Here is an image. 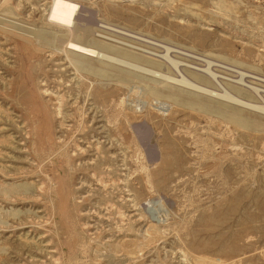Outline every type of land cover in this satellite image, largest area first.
<instances>
[{
    "label": "rangeland",
    "instance_id": "1",
    "mask_svg": "<svg viewBox=\"0 0 264 264\" xmlns=\"http://www.w3.org/2000/svg\"><path fill=\"white\" fill-rule=\"evenodd\" d=\"M51 1L0 0V264H264V0H76L103 77Z\"/></svg>",
    "mask_w": 264,
    "mask_h": 264
},
{
    "label": "bare ground",
    "instance_id": "2",
    "mask_svg": "<svg viewBox=\"0 0 264 264\" xmlns=\"http://www.w3.org/2000/svg\"><path fill=\"white\" fill-rule=\"evenodd\" d=\"M227 8H228V6H227ZM229 9H230V7H229ZM86 12L89 13V14L86 15L85 14ZM47 15H48V21H50L52 23H56L57 25L63 26L64 27V29H63L64 31L62 29H60V30L63 31V33H61V35H60V33L58 34L57 32H59V31H57L56 33L58 35H56V33L53 34L54 36H53V39L50 38L51 40L47 39L46 36L43 35V37H41L43 43L50 44V43L54 42L53 40L55 39L56 42L61 47V48H59L60 49L59 51H62L64 53L65 58L68 59L69 63L77 71H81V72L90 74L91 76H94V77L107 76L109 74L108 68L103 67V65H101L99 62H95L94 59H92V58H95V60H98V58L100 59V57H104V56L107 57V55H105V53H104L105 51H110V52L118 53V54H121L124 57H132V58H134L136 60H140L139 57H137L136 55L130 54L126 49H123V48H120V47L116 48V47H113V45L110 44V43L103 42V41H100V40H96L94 38V35H93L92 30L89 28L90 26L88 27L86 24H82V23L80 24L78 22L80 19H83L85 21H87L88 19L90 20V18H88V17L89 16L90 17H94V15H95L94 14V11L87 9L84 5L79 4L76 0H52L51 1V4H50V9H49V12H48ZM110 16H111V14H110ZM56 24H55V26H56ZM90 41H92L93 43H95L96 46H94L93 44H90L89 43ZM56 42H54V43H56ZM57 48L58 47H55V49H57ZM113 57L116 58V56H114V55H113ZM115 58L113 60H115ZM121 59H123V58H121ZM107 60L109 61V58ZM116 60H117V58H116ZM118 60H120V59H118ZM105 61L106 60H104L103 62H105ZM128 61H129V59H128ZM128 64H130V63H128ZM104 65L108 66L106 63ZM124 66L125 65H123V67ZM141 68H143V67H141ZM146 70H148V69H146ZM152 70L153 69H151L149 71H152ZM125 73H128V72H125ZM143 73H145V72H143ZM190 73L193 74L196 77H199V76L201 77L202 76L201 75V72L198 69H196V68H194L192 71H190ZM183 78H184V76H183ZM183 78L180 81L186 80V79H183ZM169 79H167V80L166 79H163L162 82L153 81L152 84H150L148 86L147 90L144 89V91H148V97H154V98H157V99L158 98H162V99H165V100H168V101H171V102H175V103H178L179 102L181 104L188 103V101H186V100H184L183 98L180 97L182 95L181 94L182 90L179 89V88H177V87H175V86L170 85V82H169L170 80ZM174 80L175 79H173V81ZM149 81L147 80V82H149ZM163 81H165V82H163ZM187 81H189V80H187ZM187 81H185V82L187 84H189V86L196 87V86L199 85L198 87H200V85H201V84L198 83V85L195 86V85H193L191 83H188ZM193 82H195V81H193ZM177 83H179V82H177ZM144 85H145V87H147L146 84H144ZM144 85H143V87H144ZM191 89H194V88L191 87ZM198 90L199 89H197V91ZM200 90H201V88H200ZM207 90L205 89V91H207ZM208 92H210V91H208ZM210 93H212V92H210ZM227 96H228V94H227ZM232 98H234V97H232ZM155 102H157V100H155ZM188 104L190 106L192 103L189 102ZM160 107H162V106H160ZM165 107H167V106H165ZM159 108H158V110L161 109V108L160 109ZM227 209H229V208H227ZM204 218H203V220H204ZM150 236H151V234H150ZM228 249H230V248H228Z\"/></svg>",
    "mask_w": 264,
    "mask_h": 264
}]
</instances>
